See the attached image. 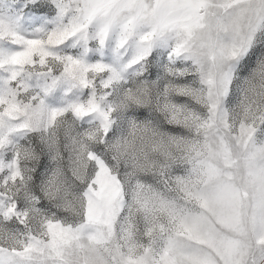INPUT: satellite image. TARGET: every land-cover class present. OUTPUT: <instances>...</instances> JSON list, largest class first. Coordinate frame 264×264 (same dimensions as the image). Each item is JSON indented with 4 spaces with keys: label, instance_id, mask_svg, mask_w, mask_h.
Listing matches in <instances>:
<instances>
[{
    "label": "clouds",
    "instance_id": "9594fccd",
    "mask_svg": "<svg viewBox=\"0 0 264 264\" xmlns=\"http://www.w3.org/2000/svg\"><path fill=\"white\" fill-rule=\"evenodd\" d=\"M44 2L0 0L43 42L0 60V253L264 264V0Z\"/></svg>",
    "mask_w": 264,
    "mask_h": 264
},
{
    "label": "snow or ice",
    "instance_id": "6c2138e0",
    "mask_svg": "<svg viewBox=\"0 0 264 264\" xmlns=\"http://www.w3.org/2000/svg\"><path fill=\"white\" fill-rule=\"evenodd\" d=\"M134 2L135 0H128L129 4ZM46 8L47 6L44 0H21L19 11L27 15L32 21L40 23L43 20V16L41 14L46 11ZM19 18V16H9L7 19H5L4 17L0 16V37L9 36L14 37L17 40L22 39L21 34L17 31ZM38 31H40V29H38ZM23 39L24 43L27 45L25 50H20L19 48L9 50L0 47V60L7 57L11 63L20 64L31 61L34 53L37 51H42V41L31 38ZM48 43H60V37H58L56 33H53L51 36H49ZM43 54L47 55L46 52ZM97 70H101V68L98 66ZM260 226L264 227V218L261 219ZM0 264H14V260L11 256L5 258V256L0 253Z\"/></svg>",
    "mask_w": 264,
    "mask_h": 264
}]
</instances>
